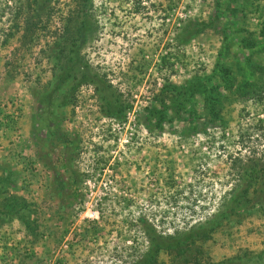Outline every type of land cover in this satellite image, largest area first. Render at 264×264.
Returning <instances> with one entry per match:
<instances>
[{
  "label": "rangeland",
  "instance_id": "obj_1",
  "mask_svg": "<svg viewBox=\"0 0 264 264\" xmlns=\"http://www.w3.org/2000/svg\"><path fill=\"white\" fill-rule=\"evenodd\" d=\"M83 3L0 0V264H129L146 246L144 226L169 232L207 218L210 237L188 250L200 246L201 264L246 249L264 258V171L217 214L238 178L233 158L264 165V84L241 94L264 67V0ZM63 38L77 76L64 87L80 85L54 105L61 70L51 54ZM84 73L121 94L124 118L102 112ZM166 79L182 96L166 99L168 121L150 131L142 120ZM205 84L219 85L215 123L204 93H191ZM11 193L29 202L31 228L4 217Z\"/></svg>",
  "mask_w": 264,
  "mask_h": 264
},
{
  "label": "trees",
  "instance_id": "obj_2",
  "mask_svg": "<svg viewBox=\"0 0 264 264\" xmlns=\"http://www.w3.org/2000/svg\"><path fill=\"white\" fill-rule=\"evenodd\" d=\"M83 1V4L88 2V0ZM24 21L27 23V18H25ZM204 24L205 22H200L199 27L193 29L194 32H191L190 35H194L195 32L201 31V25ZM64 29L65 32H68L69 30L68 26L66 25ZM67 42L68 38H63L62 41L55 42V45L53 46L56 47V51L55 53L51 54L52 57H55L54 61L55 63L59 64L58 67L59 70H61V72L55 79L54 89L56 90V94L53 96L51 93H49L47 96L48 100L52 101V104L54 105L58 103L59 99L61 101V99L68 98V96L70 95L75 96L76 88L80 85V81L78 79L75 87H64V84L67 83L68 80H72V78H75L77 80V76H74L71 72L72 69L65 68L64 62L66 60H72V50L68 51ZM221 70H223V73L225 75L226 73H228L226 68H221ZM81 77L86 79L87 74L84 73ZM87 79H89L88 81L95 85V91L97 92L98 98L100 100L102 112L109 117L117 119L124 118L127 106L121 101V94L116 93L111 89L112 84L105 83L102 80L96 78H94L93 80L92 78ZM258 80L260 81L258 84L257 82H255V80L251 81V84L246 80L243 85L241 94H247V92H252L253 94L258 95L260 94V90L263 89L264 84V67L260 72ZM100 84L101 87L99 86ZM218 87L219 85L217 84H212L210 87L205 84L204 88H202L203 90L199 89V85L197 86V88H192L191 90V93L195 91H201L202 93H204V104L208 110V113L210 114L209 120L211 121V123H215L216 120L220 121L222 119V117L220 116L221 114H219L221 105L219 103L221 99V93L220 91L216 90ZM73 89L75 90V92H72L70 94V91H73ZM181 89V86L173 84L168 79H166L163 85L158 88L157 94L154 99L159 102V106L153 105L147 107L146 109L148 113L142 120L148 130L153 131V129H157L159 131L162 129L164 123L168 121L167 108L170 104L166 103V99H169L172 103L177 102L179 94L180 96H182ZM181 102L184 103L182 100L180 101V103ZM60 105L64 104L60 103ZM191 111L192 113L190 114L192 116L194 114V111L193 109ZM53 113L54 111L51 110L49 114ZM47 120L49 119H46L44 121ZM232 165L233 168L238 172V178L230 186L228 193L229 196L225 199H222L221 205L219 207L220 209L217 211L218 215L226 214L228 211L233 210L235 204L241 202L243 198L246 197L247 191L249 190L248 188L252 183V180H256L258 176L264 171V165L259 166V162H257L256 160H254V162L251 161L247 165V160L242 159L239 156L233 158ZM58 174V181H61V183H59L60 187L64 185V177L62 178V176H60L61 173ZM6 179H8L9 182L13 180L11 176L4 178V180ZM0 181H3V179L1 178ZM2 205L5 207V210L3 212L4 217L11 218L13 216H16L22 222H24V224L28 228H31V222L29 220L31 207L29 205V202L24 197H19L16 194L11 193L8 196L4 197ZM214 217H216V215ZM215 224L216 223L210 220V218H207L205 220L198 219L193 223H190L188 226H183L180 228L174 227V229L169 232L157 231L154 227L144 226V237L146 238L147 242L146 246L129 264H165L164 259L160 258L162 252L172 256V259L188 253L192 255V264H201L198 258L200 246L196 245L193 252H188V250L191 246L196 244L197 240L210 237L212 230H214ZM217 264H264V258H262L260 253L254 254L253 252H250L246 249L241 253H237L233 257H229L218 262Z\"/></svg>",
  "mask_w": 264,
  "mask_h": 264
}]
</instances>
